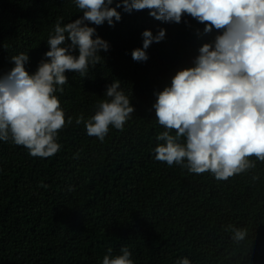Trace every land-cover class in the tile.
<instances>
[{"label":"trees","instance_id":"obj_1","mask_svg":"<svg viewBox=\"0 0 264 264\" xmlns=\"http://www.w3.org/2000/svg\"><path fill=\"white\" fill-rule=\"evenodd\" d=\"M117 11L122 19L114 27L88 25L109 51L99 53L103 59L85 77L66 72L68 83L56 93L66 120L60 151L33 157L0 141V264H102L122 247L133 264H177L185 257L191 264H264V162L252 157L254 168L218 181L155 159L156 136L166 130L156 119V93L194 67L199 48L221 33H204L205 25L187 15L177 24L147 9ZM80 15L74 0H0V75L20 53L28 54L25 69L34 74L57 20L63 25ZM161 28L165 39L146 50L148 60L134 61L143 31L155 35ZM114 80L135 111L123 130L110 126L101 142L75 120L95 114ZM229 225L246 229V239L234 242Z\"/></svg>","mask_w":264,"mask_h":264},{"label":"clouds","instance_id":"obj_2","mask_svg":"<svg viewBox=\"0 0 264 264\" xmlns=\"http://www.w3.org/2000/svg\"><path fill=\"white\" fill-rule=\"evenodd\" d=\"M74 2L82 15L63 25L62 17L57 20L47 41L50 50L34 74L25 69L28 54L20 53L11 56L14 66L10 71L0 75V141L23 146L33 157L49 158L58 153V133L66 120L56 93H63V85L68 83L65 73L87 76L90 66L103 59L99 53L110 49L109 42L88 25L106 22L114 27L122 19L118 8L129 14L147 9L151 17L162 22L179 24L187 15L205 25L204 33L213 28L221 33L199 48L194 67L178 71L171 86L156 93V119L166 130L156 136L155 159L197 175L210 172L218 181L254 168L252 157L264 162V0ZM165 36L163 28L155 35L144 30L143 46L132 51V59L147 61L146 50ZM68 41L70 44L62 46ZM77 50L78 55L74 54ZM105 96L109 99L97 105L94 115L75 120L101 142L110 126L123 130L135 111L119 80L107 86ZM71 123L72 117H68L67 124ZM226 230L232 232L236 243L247 237L246 229L229 225ZM120 251L114 258L105 255L102 264H133L130 250L122 247ZM177 264L191 261L185 257Z\"/></svg>","mask_w":264,"mask_h":264}]
</instances>
